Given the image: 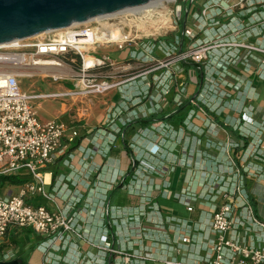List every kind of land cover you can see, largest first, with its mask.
Returning <instances> with one entry per match:
<instances>
[{"label": "crops", "instance_id": "1", "mask_svg": "<svg viewBox=\"0 0 264 264\" xmlns=\"http://www.w3.org/2000/svg\"><path fill=\"white\" fill-rule=\"evenodd\" d=\"M182 27L186 26H180L179 34ZM229 27L238 31L234 38L264 47V21L230 23ZM186 43L184 38L182 45ZM263 57L247 51L235 63L219 57L218 65L208 71L200 64L182 65L180 87H184L185 108L165 123L177 131L168 137L159 135L152 144L144 138L143 128L158 124L139 128L134 122L159 112L143 116L137 107L130 112V103L118 92L103 95L113 97L99 104L96 115L98 96L81 101L86 108L77 113L64 108L62 102L61 111L52 120L65 124V137L72 130L78 136L66 153H57L53 163L41 170L45 189L55 195V201L35 194L28 202L68 212L74 218L75 231L52 242L45 252V237L29 228H11L0 243V255L14 250V259L21 258L26 264L22 249L15 247L26 236L18 230H25L38 238L26 249L37 254L35 264H162L163 258L171 256L199 260L209 254V222L219 203L210 187L221 176L227 184H243L255 214L264 221V185L246 173L264 166V92L256 85L264 80ZM193 98L199 100L201 110L190 106ZM183 105L173 101L166 114ZM155 146L157 153L151 155ZM232 161L240 173L237 178L231 173ZM128 171L130 176L120 186ZM170 199L185 211L184 216L159 205V200ZM12 230L18 235L11 236ZM187 236L190 243H180ZM123 250L130 255L128 260L119 254Z\"/></svg>", "mask_w": 264, "mask_h": 264}, {"label": "built area", "instance_id": "2", "mask_svg": "<svg viewBox=\"0 0 264 264\" xmlns=\"http://www.w3.org/2000/svg\"><path fill=\"white\" fill-rule=\"evenodd\" d=\"M176 1L162 0L146 11L116 12L114 16L74 25L58 34H43L16 45L0 46V176L27 175L17 193L0 195V243L11 228H29L47 239L43 242L46 252L52 242L75 231L74 218L68 212L50 211L44 205L28 202V197L35 194L55 201V195L45 189L41 170L53 163L57 153H66L78 136L72 130L65 137L67 127L59 119H38L33 101L87 99L111 92L135 100L171 93L174 103L181 106L184 87L177 80L184 63L200 64L208 71L214 70L217 59L235 63L245 51L264 56L263 46L234 38L238 31L229 27L230 23L264 21V0H203L184 16L180 9L186 26L182 28V37L177 11L169 7ZM169 32L171 38L165 35ZM184 38L186 46L182 45ZM101 49L115 50L120 56L117 60L106 53L98 56L96 53ZM52 60L58 61L61 72L48 77L54 83L69 78L71 87L55 93L22 91L19 86L22 77L15 72L33 70L39 62ZM76 62L74 73L65 68ZM261 64L264 77V57ZM189 104L201 110L198 99H189ZM190 113L194 114V110ZM151 153H157L156 146ZM230 169L232 176L240 175L233 161ZM246 173L264 185V166ZM216 180L210 187L219 203L209 222L211 238L206 245L209 254L196 261L166 257L162 264H264V221L255 214L243 184L236 181L227 184L223 176ZM187 210L191 211V207ZM102 240L106 242L105 237ZM180 243H190L189 236L182 237ZM120 253L127 260L130 258L126 250ZM14 258V250H9L2 253L0 260Z\"/></svg>", "mask_w": 264, "mask_h": 264}, {"label": "rangeland", "instance_id": "3", "mask_svg": "<svg viewBox=\"0 0 264 264\" xmlns=\"http://www.w3.org/2000/svg\"><path fill=\"white\" fill-rule=\"evenodd\" d=\"M198 1H203V0H177L175 4H170L169 7L172 9H175L174 11H180L182 10V14L185 12H192L193 10L196 9L197 2ZM176 15V14H175ZM176 17V16H175ZM188 19V17H187ZM166 36L171 38V33H166ZM102 53H106L111 58L113 59H118L120 56L119 52H116L115 50L107 49V50H98L97 55L102 56ZM78 66V62H76L73 65L70 66H65L69 72L74 73L76 71L75 69ZM23 72H30L33 73V77H27L23 76L22 78L19 79V86L22 89V91H25L26 93H32V92H42V93H55L59 91L61 88L58 87V85H61L62 87L69 88L70 86V80L69 78L59 80L57 82H53L50 77L46 76L45 73H41V71H36V70H23ZM54 71L50 70L51 74ZM178 84L180 85V79L177 80ZM257 87H259L263 92H264V80L256 82ZM65 89V88H64ZM62 90V89H61ZM264 96V93H263ZM109 97H113L111 95L103 96V97H95L96 98V103H94V114H99V104H102L104 100H108ZM173 95L171 93H168L166 96H146V97H141V98H136V102L133 100H127L130 105H128V109L130 112H133L135 107L141 111L137 112H142L143 116H150L151 114H156V113H166L169 109H171L172 104H173ZM85 99H71V100H39V101H33L34 106L37 109V114H38V119H41L42 121H49L52 120L60 111H61V106L62 102L65 104L64 108H70V110H73L74 113H77L79 110H82L83 108H86V105H84L81 101H84ZM152 101V104H151ZM91 103V102H90ZM93 105V104H92ZM153 106V107H152ZM177 129L174 127H170L168 125H165L163 123L159 125H152V129H145L143 130L144 132V138L149 139L152 144V142H156V137L159 135L161 137H168L170 135H173L174 132H176ZM155 140V141H153ZM18 186L17 185H10V186H5L0 188V195H5L10 194L11 192H15L17 190ZM159 205L162 207H165L168 210H173L178 212L180 215L185 214V211L177 205L173 200H159ZM18 233L25 234L26 236L19 240L18 244L15 246L16 250L19 251V249H22V255H23V261L26 264H35L34 262L37 261V254L33 252L31 249L26 250L31 244H35L38 241V238L35 234L25 231V230H18ZM18 233L12 230V235L11 236H17ZM1 259V255H0ZM20 261L21 258L19 259Z\"/></svg>", "mask_w": 264, "mask_h": 264}, {"label": "water", "instance_id": "4", "mask_svg": "<svg viewBox=\"0 0 264 264\" xmlns=\"http://www.w3.org/2000/svg\"><path fill=\"white\" fill-rule=\"evenodd\" d=\"M162 0H0V46ZM0 264H22L20 260Z\"/></svg>", "mask_w": 264, "mask_h": 264}, {"label": "trees", "instance_id": "5", "mask_svg": "<svg viewBox=\"0 0 264 264\" xmlns=\"http://www.w3.org/2000/svg\"><path fill=\"white\" fill-rule=\"evenodd\" d=\"M183 16H184V14H183ZM183 16L179 13V11H177V20H179V26H184V24H185ZM180 37H182L181 33H180ZM189 64L192 65L191 63H184L183 66L186 65L187 67H189L190 66ZM184 108H185V105H183V107H179L177 110H175V112L167 113V116H165V117L160 116V118H158L159 117L158 115H151V117H148V118H140V119L135 120L134 124L139 123L142 126V124L143 125H149V124L156 122V121H164V120H172V119L174 120V119H176V117H178L177 114L181 113V111H183ZM181 118H182L181 120H183V117H181ZM26 180H27V175H24V174H18V175L12 174L10 176H0V188L4 187L5 185H8V186L17 185V186H19V185L23 184L24 182H26Z\"/></svg>", "mask_w": 264, "mask_h": 264}, {"label": "bare ground", "instance_id": "6", "mask_svg": "<svg viewBox=\"0 0 264 264\" xmlns=\"http://www.w3.org/2000/svg\"><path fill=\"white\" fill-rule=\"evenodd\" d=\"M160 3H161L160 1H158V2H151V3H148V5L134 7L132 9H128V10H125V11H122V12H119V13L134 12V11L142 12V11H146L148 8H151V7L155 8ZM109 16H114V14L113 15H105V16L96 17V18H93L91 20L85 21V23H83V24L89 23L92 20H100L102 17H109ZM75 25H78V24H75ZM71 26H74V25H71ZM71 26H69V27H71ZM69 27L68 28H64V29H61V30L54 31L53 33H56V34L61 33L63 30L69 29ZM43 34H46V33H41V34H38L37 36L43 35ZM18 43H20V42L19 41H15V42L6 43V45L7 44H9V45H16ZM57 64H58V61L57 60L39 62L38 65L35 66V67H33L32 69L33 70H36V71H39V72L41 71V73H45L46 76H49V75H52V74L53 75L54 74L55 75H59L61 71H60V68L58 67ZM50 70L51 71H54L56 73L52 72L51 74H49L50 73ZM15 73H17L21 77H23V76H28V77L31 76V74H29V72L28 73L27 72H23L22 70H19V69Z\"/></svg>", "mask_w": 264, "mask_h": 264}, {"label": "flooded vegetation", "instance_id": "7", "mask_svg": "<svg viewBox=\"0 0 264 264\" xmlns=\"http://www.w3.org/2000/svg\"><path fill=\"white\" fill-rule=\"evenodd\" d=\"M187 113H188V110H187V107H186V115H187ZM156 115L159 116L158 118H160V116H163V117L167 116L166 113H162V112H160V113H158V114H156ZM187 116H188V115H187ZM167 121H169V120L156 121V122H153V123L159 125V124H161V123L165 124V123H167ZM149 125H150V124H149ZM149 125H148V126H149ZM142 126H145V125L142 124ZM142 126L140 125L139 128L142 127ZM142 128H143V127H142ZM143 130H144V128H143ZM129 176H130V172L128 171V173H126V174L121 178V184H120V186L122 185V183H123L124 181H126V178L129 177ZM117 185H118V184H117Z\"/></svg>", "mask_w": 264, "mask_h": 264}]
</instances>
